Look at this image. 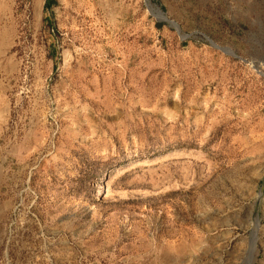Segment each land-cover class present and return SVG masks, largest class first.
<instances>
[{
	"label": "rangeland",
	"instance_id": "1",
	"mask_svg": "<svg viewBox=\"0 0 264 264\" xmlns=\"http://www.w3.org/2000/svg\"><path fill=\"white\" fill-rule=\"evenodd\" d=\"M0 139V264H264V0H0Z\"/></svg>",
	"mask_w": 264,
	"mask_h": 264
},
{
	"label": "crops",
	"instance_id": "2",
	"mask_svg": "<svg viewBox=\"0 0 264 264\" xmlns=\"http://www.w3.org/2000/svg\"><path fill=\"white\" fill-rule=\"evenodd\" d=\"M43 4H44V1H43ZM0 142H1V139H0ZM6 156H7L6 149L4 147H1V145H0V192H1V189L3 188V186L5 185V182H6V178H5L6 159H7ZM0 195H2V194H0Z\"/></svg>",
	"mask_w": 264,
	"mask_h": 264
},
{
	"label": "trees",
	"instance_id": "3",
	"mask_svg": "<svg viewBox=\"0 0 264 264\" xmlns=\"http://www.w3.org/2000/svg\"><path fill=\"white\" fill-rule=\"evenodd\" d=\"M53 4H54V0H45V8L47 10H49Z\"/></svg>",
	"mask_w": 264,
	"mask_h": 264
},
{
	"label": "water",
	"instance_id": "4",
	"mask_svg": "<svg viewBox=\"0 0 264 264\" xmlns=\"http://www.w3.org/2000/svg\"><path fill=\"white\" fill-rule=\"evenodd\" d=\"M174 26H175V25H174ZM208 42H209L210 44H212V42H211V41H209V40H208ZM212 45H213V44H212ZM213 46L215 47V45H213Z\"/></svg>",
	"mask_w": 264,
	"mask_h": 264
}]
</instances>
